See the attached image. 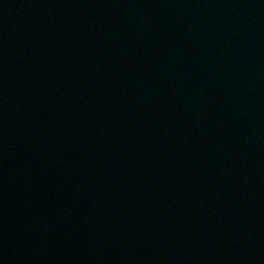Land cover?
Masks as SVG:
<instances>
[{
	"label": "water",
	"instance_id": "95a60500",
	"mask_svg": "<svg viewBox=\"0 0 264 264\" xmlns=\"http://www.w3.org/2000/svg\"><path fill=\"white\" fill-rule=\"evenodd\" d=\"M0 264H264V0H0Z\"/></svg>",
	"mask_w": 264,
	"mask_h": 264
}]
</instances>
